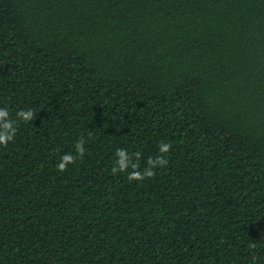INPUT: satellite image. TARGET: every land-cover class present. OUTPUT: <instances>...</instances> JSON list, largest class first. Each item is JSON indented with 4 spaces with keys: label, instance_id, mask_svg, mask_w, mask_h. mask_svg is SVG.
Masks as SVG:
<instances>
[{
    "label": "trees",
    "instance_id": "trees-1",
    "mask_svg": "<svg viewBox=\"0 0 264 264\" xmlns=\"http://www.w3.org/2000/svg\"><path fill=\"white\" fill-rule=\"evenodd\" d=\"M0 110V264H264V0H0Z\"/></svg>",
    "mask_w": 264,
    "mask_h": 264
},
{
    "label": "clouds",
    "instance_id": "clouds-1",
    "mask_svg": "<svg viewBox=\"0 0 264 264\" xmlns=\"http://www.w3.org/2000/svg\"><path fill=\"white\" fill-rule=\"evenodd\" d=\"M0 114H6V112H5V110H0ZM20 115H23L25 118H28V117H30L31 116V112H21V113H19ZM8 138H10V137H8ZM5 142V137H3V136H0V143H4ZM164 148H167V145H164L163 146ZM117 152H118V154H121V153H123V150L122 149H120V150H117ZM72 159V157L71 156H69V155H64L62 158H61V163L58 165V167L59 168H61V169H63L64 168V163H63V161H69V160H71ZM150 174V173H149Z\"/></svg>",
    "mask_w": 264,
    "mask_h": 264
}]
</instances>
